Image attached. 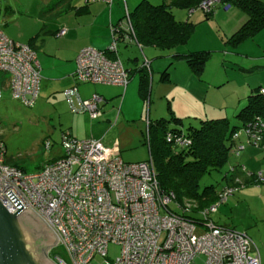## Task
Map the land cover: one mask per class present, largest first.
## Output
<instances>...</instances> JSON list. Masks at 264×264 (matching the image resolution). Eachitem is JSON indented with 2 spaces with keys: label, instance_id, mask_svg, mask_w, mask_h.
Returning <instances> with one entry per match:
<instances>
[{
  "label": "built area",
  "instance_id": "built-area-1",
  "mask_svg": "<svg viewBox=\"0 0 264 264\" xmlns=\"http://www.w3.org/2000/svg\"><path fill=\"white\" fill-rule=\"evenodd\" d=\"M96 2L111 6L113 0H84L85 4ZM220 2L204 0L189 12L200 9L210 14ZM124 23L128 36L134 37L126 8ZM120 27L110 28L107 54L94 48L79 52L75 62L79 83L126 87L129 74L118 56L115 36ZM141 68L149 69L145 58ZM40 81L36 53L8 38L0 28V99L2 90H7L12 99L31 108L38 99ZM259 93L264 97V89ZM63 96L71 112L86 113L91 120L100 117V96L82 99L75 87L64 90ZM258 124L249 125L252 129L245 135L251 145L264 151V124ZM174 139L167 134L168 143ZM60 145L62 157L28 174L6 164V147L0 140V202L10 213L29 208L50 227L58 240L56 248L66 257L54 258L57 264H195L198 256H203V264H260L259 252L245 233L219 227L210 219L239 187L225 189L215 204L198 212L201 220L195 222L168 210L174 195L160 190L151 160L125 163L99 141L78 140L68 133L61 136ZM50 146L47 141L46 149ZM242 150L239 145L234 154ZM254 178L264 184L261 172ZM191 207L195 206L179 209L186 214ZM199 229L202 233L197 235ZM109 245L119 248L113 261L107 259Z\"/></svg>",
  "mask_w": 264,
  "mask_h": 264
},
{
  "label": "crops",
  "instance_id": "crops-1",
  "mask_svg": "<svg viewBox=\"0 0 264 264\" xmlns=\"http://www.w3.org/2000/svg\"><path fill=\"white\" fill-rule=\"evenodd\" d=\"M42 1L45 6L39 13L41 26L37 33L28 38L26 42L35 50L40 65L41 81L38 99L53 100L57 104H61L64 103L63 91L75 87L82 99L98 95L103 99L101 104L104 106L113 97L107 99L101 89L98 88L99 86L110 87L117 92L121 89L123 91L117 111L115 108L102 109L100 117L96 120H91L86 113L78 114L75 119L77 125L87 126L88 129H83L82 138L74 136L73 131L68 130L67 133L75 139L91 138L102 144V141L107 140L113 131L116 132L123 122L128 123L131 121L139 122L140 129L138 128L139 132L137 130V133L142 135L141 104L135 101V97L139 98V101L144 104L146 101V106L149 107L148 113L151 116L153 99L167 98V100H173L174 93L176 94L178 91L188 95L190 100H187L185 104L183 115L177 112L176 109H171L168 105V117L166 119L170 116L180 119L182 130L183 119H193L199 125L201 121L227 119L231 125H234L237 123L236 115L246 106L248 98L256 94L259 89H264V74H261L264 73V29L235 47L227 44L229 37L247 21V15L234 7L227 10H222L220 7L214 8L213 13L209 16L197 10L193 13L186 10L185 13L184 11H175V8L171 9L175 21L190 22L194 25L190 39L193 33L197 29L199 30V35L196 37L203 43L200 48L194 47L192 44L187 47L186 45H189L190 39L186 44L169 49L151 45L141 46L137 43L135 36L130 37L128 36L129 33H126L127 37L122 38L118 48L127 50L129 46H136L140 50L142 58L148 60L149 69L146 70V78L144 79V74L138 70L141 68L138 65V59L128 58L126 60L127 66L123 65L128 71L129 81L126 87L122 88L79 83L75 79V62L77 55L84 48L107 49L111 42L110 28L121 24L124 19L125 8L129 14H132L142 0H113L111 6L101 2L85 4L84 0ZM259 1L264 4V0ZM12 11L10 7L5 9L6 13H12ZM124 26L127 28L125 23ZM3 27H5V23L0 26L2 31ZM62 30L65 32L59 36L58 34ZM11 36L16 38V33L11 32ZM18 39L21 40V38ZM162 50H169L170 52L163 53ZM198 52H209L210 57L207 61L213 57L218 58L219 66L217 65L215 74L212 76L207 75L206 64L209 63L207 61L199 77L192 73L184 56ZM129 64H132V66ZM144 82H147V87L142 89ZM130 110H134L136 115H131ZM157 116L153 117V120L146 119L145 134L147 133L148 121L158 120ZM97 129L99 133L93 134V131ZM115 146L116 143L111 148L108 146L106 148L113 154ZM261 153V150L247 146L238 157L230 160L228 166L243 165L245 171L250 169V172L260 168L259 173L261 172L264 176V157ZM62 155L61 151L48 160L47 163L62 157ZM6 163L10 166H16L11 159L7 158V155ZM234 178H238L243 185L224 204H227L235 195L253 201L254 197L257 196L255 191L264 193V186L254 184L239 169H237ZM260 199L264 207L263 194ZM218 224L228 228L226 225ZM250 239L252 241V238ZM260 241L262 251L258 250L255 243L252 242L259 252L260 264H264V242Z\"/></svg>",
  "mask_w": 264,
  "mask_h": 264
},
{
  "label": "trees",
  "instance_id": "trees-1",
  "mask_svg": "<svg viewBox=\"0 0 264 264\" xmlns=\"http://www.w3.org/2000/svg\"><path fill=\"white\" fill-rule=\"evenodd\" d=\"M202 1L204 0H170L168 3L154 6L146 0H142L135 11L130 14L137 43L141 46L151 45L162 49L186 44L194 30V25L190 22L175 21L171 9L178 8L190 11L197 8ZM225 5L228 6V9L234 7L247 15V21L229 37L227 44L235 47L264 29V4L259 0H221L219 6L224 9ZM213 10L206 15H211ZM119 26H121L120 31L115 33L117 53L119 42L129 33L124 26V19L120 25L114 26V28ZM31 49L35 52L32 47ZM101 51L107 54L106 49ZM209 57V52H198L190 53L184 56V59L192 73L199 77ZM138 70L144 74L143 78L145 79L146 70L144 68ZM142 86V89L146 88L147 82H144ZM259 92L260 89L248 98L246 106L236 115L237 123L234 125H231L227 119L207 120L201 121L197 128L189 126L184 131L180 128L182 121L172 116L168 119L161 118L156 121H148L147 133L145 136L143 135V138L148 146L160 190L165 194L172 193L174 195L173 202L168 205L169 211L198 222L201 220L198 212L215 204L225 189L239 187V190L242 187L243 184L238 178H234V175L237 169L243 172V166L228 165L231 159L240 155L241 151L238 156L234 154L239 145L243 146V150L247 145H251L245 135L248 129H252L248 126L255 125V123L259 125L258 122L264 124V97ZM167 134L174 135V142H167ZM236 134L239 136L235 138ZM177 139L186 140L189 143L178 145L175 142ZM262 139H264V134H262ZM253 147L264 153L260 147ZM225 166L229 168L224 176L225 184L221 189H216L212 185L203 190L199 189V179L202 176L210 174L212 171H220ZM243 173L246 175L251 173L252 176L247 175L250 180L256 185L264 186V184L256 182L254 176L257 173L247 171ZM171 204L176 206L177 211L171 210L169 207ZM187 204L195 207H191L189 213L182 214L179 208H185ZM212 222L219 227L227 228L213 220Z\"/></svg>",
  "mask_w": 264,
  "mask_h": 264
},
{
  "label": "rangeland",
  "instance_id": "rangeland-1",
  "mask_svg": "<svg viewBox=\"0 0 264 264\" xmlns=\"http://www.w3.org/2000/svg\"><path fill=\"white\" fill-rule=\"evenodd\" d=\"M146 1L154 6H158L163 3H167L169 0ZM42 3V0H0V26L5 23V27H3V31H6L4 32L5 35L10 38L12 37L11 32L14 31L16 33V38L12 37V39L20 44H26L27 39L33 37L41 26L39 13L43 6H45ZM7 7H10L13 10L12 13L5 12ZM217 7L220 6L216 5L214 8ZM220 9L223 10L221 7ZM175 11H184L186 13V10L178 8H175ZM197 11L203 12L200 9H197ZM198 35L199 30L197 29L195 33H193V36L188 43L189 45L186 46L188 47L192 44L194 47H202V41L196 37ZM18 38H21V40ZM168 51L162 50L161 52L168 53ZM118 53L120 60L125 66H127L126 60L128 58H131L132 60L137 58L138 65L141 66L143 58L140 50L136 46H129L127 50L118 48ZM207 62H209L206 64L207 75L212 76L215 74L217 65L219 66L218 58L213 57ZM129 65L132 66V64ZM261 74L264 73L262 72ZM261 74L259 73V75ZM217 77H219V75H217ZM98 88L101 89L103 95L107 99L113 97L108 103L104 104V106L103 104L100 105L101 111L106 108H115L117 111L123 95L122 89L117 92L110 87L99 86ZM63 99L64 103L61 104H57L53 100L37 99L34 106L30 108L24 106L20 101L12 99L7 90H2V97L0 99V140H2L6 146L7 158L11 159L18 169L23 170L28 174L39 171L53 156L58 155L61 151L63 154L60 144L61 136L64 133H67L68 130H72L74 136L76 135L82 138L81 133L83 132V129H88L87 126L77 125L75 119L78 117V114L71 112L65 98ZM187 100H190V97L180 91L176 92V94L174 93L173 100H167V98L157 100L153 99L154 102H152L151 105L152 112L151 116H149V107L147 108L146 101L144 104L139 101V98L135 97V101L138 102V104H141L143 134L138 135L137 133L139 122H123L116 132L113 131L107 140L102 141V144L105 147L108 146L111 148L112 145H115L116 143L115 150L112 155L114 157H120L125 163L134 164L149 162L150 156L148 146L143 138V135L145 136L144 131L146 119L153 120V117H156L157 115V119H160V117L166 119L168 117V105L171 109H176L177 112H180L183 115ZM130 112L132 113L131 115H136L134 110H130ZM139 113L140 110L137 113L138 117ZM200 115L202 114L200 113ZM183 122L184 131L189 127V125L193 127H198L199 125L198 122L193 119H183ZM97 133H99L98 129L93 131V134L96 135ZM47 141L51 144L48 149L45 147ZM247 146L253 148L252 145ZM242 152L243 151H241V153ZM261 154L264 157L263 152ZM228 168V166H225L220 171H212L210 174L202 176L199 179V189L203 190L205 187H209L211 185L216 189H221V187L225 184L224 176L227 173ZM259 169L260 168H256L254 170L255 172L252 171V173H258L260 171ZM249 170L250 169H248L247 172L251 171ZM255 192V195L257 194V196L254 197L253 201L242 199L236 197L235 195V197H232L227 204L220 205L218 212L213 214L211 219L217 224L220 223L228 226L229 229L246 233L247 236L252 238V241L255 243L258 250L262 251L260 248V240L264 242V207L263 203L260 201V196L262 194L264 195V193L261 192V194L259 193L260 191ZM169 207L171 210L177 211L174 204H171ZM201 233L202 231L200 229L196 232L197 235ZM258 237L260 238L258 239ZM52 253L53 254L50 255L51 259L58 256L66 259L61 248L54 249ZM118 256L119 248L115 245H109L107 250V259L109 261H113ZM203 262V256L196 257L194 261L195 264H203Z\"/></svg>",
  "mask_w": 264,
  "mask_h": 264
},
{
  "label": "water",
  "instance_id": "water-1",
  "mask_svg": "<svg viewBox=\"0 0 264 264\" xmlns=\"http://www.w3.org/2000/svg\"><path fill=\"white\" fill-rule=\"evenodd\" d=\"M57 237L32 210L10 213L0 202V264H57L49 252Z\"/></svg>",
  "mask_w": 264,
  "mask_h": 264
},
{
  "label": "flooded vegetation",
  "instance_id": "flooded-vegetation-1",
  "mask_svg": "<svg viewBox=\"0 0 264 264\" xmlns=\"http://www.w3.org/2000/svg\"><path fill=\"white\" fill-rule=\"evenodd\" d=\"M55 249H56V248H55ZM53 250H54V249H53ZM53 250H52V251H53ZM52 251L49 252V257H50L51 254H53ZM50 258H51V257H50Z\"/></svg>",
  "mask_w": 264,
  "mask_h": 264
},
{
  "label": "clouds",
  "instance_id": "clouds-1",
  "mask_svg": "<svg viewBox=\"0 0 264 264\" xmlns=\"http://www.w3.org/2000/svg\"><path fill=\"white\" fill-rule=\"evenodd\" d=\"M53 260V259H52Z\"/></svg>",
  "mask_w": 264,
  "mask_h": 264
}]
</instances>
